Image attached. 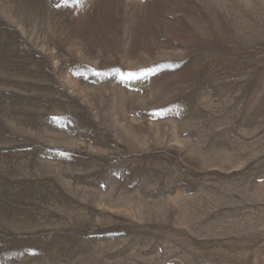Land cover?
Listing matches in <instances>:
<instances>
[{"label":"rangeland","instance_id":"1","mask_svg":"<svg viewBox=\"0 0 264 264\" xmlns=\"http://www.w3.org/2000/svg\"><path fill=\"white\" fill-rule=\"evenodd\" d=\"M0 264H264V0H0Z\"/></svg>","mask_w":264,"mask_h":264}]
</instances>
